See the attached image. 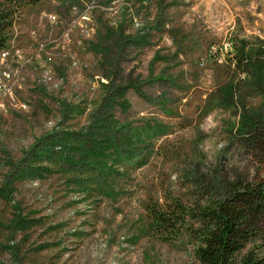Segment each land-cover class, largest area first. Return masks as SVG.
<instances>
[{
  "label": "rangeland",
  "instance_id": "rangeland-1",
  "mask_svg": "<svg viewBox=\"0 0 264 264\" xmlns=\"http://www.w3.org/2000/svg\"><path fill=\"white\" fill-rule=\"evenodd\" d=\"M0 11L12 19L0 50V264H203L191 235L200 223L159 232L147 208L196 210L236 179H264V156L241 128L243 112L264 113V98L227 46L264 44V0H0ZM120 35L118 77L144 95L127 89L112 117L151 136L134 142L142 164H116L100 188L31 151L47 133L87 125ZM26 157L49 170L18 168L8 180ZM250 249L264 259V237L236 263Z\"/></svg>",
  "mask_w": 264,
  "mask_h": 264
},
{
  "label": "trees",
  "instance_id": "trees-1",
  "mask_svg": "<svg viewBox=\"0 0 264 264\" xmlns=\"http://www.w3.org/2000/svg\"><path fill=\"white\" fill-rule=\"evenodd\" d=\"M15 5L34 4L39 0H6ZM11 17L7 11H0V50L8 46V29ZM123 36L116 37L112 52V62L103 74L102 93L89 114V121L80 130H58L47 133L32 149V155L38 156L41 162L51 161L56 157L70 168L80 173H91L97 177V184L102 188L100 179L110 174L115 165L124 161L139 158L137 146L134 145L141 135L150 137L146 128L119 123L112 116V110L121 102H125L126 90L133 88L144 95L139 81L128 78L120 82L118 75L121 69L117 54L124 41ZM234 51L231 64L240 74H245L252 84L253 90L264 98V44L257 47L246 38L232 41ZM227 95V99L231 98ZM222 98H226L223 96ZM241 128L244 130L245 142L256 151L259 149L264 156V113L248 114L243 112ZM255 138L252 140L251 137ZM63 148L55 151L53 146L61 144ZM257 142V144H256ZM62 147V146H61ZM38 149V150H37ZM31 155V156H32ZM30 156V155H29ZM27 157L16 163L14 171L8 177L25 173H38L48 167L34 166L26 162ZM140 164L144 161L139 158ZM24 171V172H23ZM15 172V173H14ZM17 176V177H19ZM147 217L151 227L160 231H176L184 225L186 218H192L200 223L199 228L191 235L197 244V256L203 264H264V259L257 258L250 249L242 255L238 263L235 255L251 240L264 237V179H236L226 184V190L218 195H210L203 204L195 210L183 205L180 201L171 202L165 209L156 204L147 208ZM197 231V232H196Z\"/></svg>",
  "mask_w": 264,
  "mask_h": 264
},
{
  "label": "built area",
  "instance_id": "built-area-1",
  "mask_svg": "<svg viewBox=\"0 0 264 264\" xmlns=\"http://www.w3.org/2000/svg\"><path fill=\"white\" fill-rule=\"evenodd\" d=\"M227 46L230 47V48H232V42H228L227 43ZM6 53H7V51H4V50L2 51V54L3 55H5Z\"/></svg>",
  "mask_w": 264,
  "mask_h": 264
}]
</instances>
